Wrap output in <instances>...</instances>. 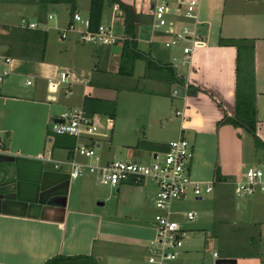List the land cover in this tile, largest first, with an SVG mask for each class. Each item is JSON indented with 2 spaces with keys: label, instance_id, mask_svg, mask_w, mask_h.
I'll return each mask as SVG.
<instances>
[{
  "label": "crops",
  "instance_id": "1",
  "mask_svg": "<svg viewBox=\"0 0 264 264\" xmlns=\"http://www.w3.org/2000/svg\"><path fill=\"white\" fill-rule=\"evenodd\" d=\"M82 2L79 0L78 4ZM24 4L27 15L18 25L26 21L36 23L38 27L47 16L55 18L51 10L56 11L60 5L42 6L39 0H25ZM62 5L68 17L57 23L59 33L73 22L69 6ZM134 8L142 19L135 40L139 50L151 57L152 62L148 67L145 60V67L137 75L134 71L131 84L94 81L97 71L104 75H120L117 61L120 51L122 54L123 40L129 35L125 33L124 14L116 13L113 7L109 24L115 26L120 39L109 48L95 44L77 48L67 44L63 49L54 48L55 54L51 55L47 43L43 60L6 55L0 51V74L8 71L0 82V264H45L57 255H93L98 262L105 257L126 255L129 262L139 264L146 261V246L155 236L153 220L145 216L142 205L135 216L146 218L143 224L125 223L119 210L109 217L101 209L105 202L100 201L101 196L92 179L86 174L73 180L68 150L53 147L49 124L59 116L58 92L65 82L54 92L49 86L58 78L61 69L68 74V86L63 87V93L74 94L76 88L83 91L80 103L66 100L64 106L82 108L85 95L115 100V117L109 118L113 130L122 93L134 95L132 105L142 110L139 115L145 121L144 138L166 147L171 140L187 138L193 146L192 178L202 184L213 183L216 194L220 187L233 185L236 179L244 176L248 152L253 150L255 155L258 154L256 146L252 148L253 136L246 129L219 124L226 114L235 112L237 81V48L219 45V40L222 37H246L256 41V105L259 134L264 140V0H199L198 15L204 40L193 49L188 62L184 61L182 45L167 48L163 43L178 30L176 23L183 24L185 20L171 18L173 24L152 31L151 6L147 3L141 9ZM3 48L0 45V50ZM67 53L71 58L62 60ZM30 76L34 79L29 83ZM97 86H102L105 95L97 93ZM180 86L184 87L183 94ZM177 89L179 94H174ZM192 89H195V95L190 94ZM138 97L149 98V104L137 103ZM96 146H101L99 139H96ZM129 149L133 156L150 157L158 152L137 145H129ZM217 166L227 180L215 181ZM128 183L135 184L125 182L117 191H125L122 187ZM255 204L264 213V200L258 198ZM235 206L238 210L242 208L239 202H235ZM254 223H260V228L264 226L262 221ZM261 232L264 233V227ZM215 252V263L210 264H264V246L262 251L248 256H222L219 251ZM173 264L200 262L192 249L185 247Z\"/></svg>",
  "mask_w": 264,
  "mask_h": 264
},
{
  "label": "rangeland",
  "instance_id": "2",
  "mask_svg": "<svg viewBox=\"0 0 264 264\" xmlns=\"http://www.w3.org/2000/svg\"><path fill=\"white\" fill-rule=\"evenodd\" d=\"M24 1L25 0H0V23H6L10 26H17L21 22V19L27 15ZM168 1L170 7L174 9V7H176V2L174 0ZM88 7L89 0H83L82 3L78 4V9L76 11L81 14L83 19H87L88 17ZM63 8H65V6L60 4L56 11L51 10V13L56 15L55 18L50 19L47 16L46 21L42 22V24L40 23L42 28L49 31V53L52 52L51 55L55 54L53 52L54 48L63 49L64 45L67 44L77 46V48L81 46L85 48L89 46H95L91 43H84L81 40V31L85 29L84 24L81 22H75L73 28H70L67 32V38H62L61 32L59 33V31L56 29V25L68 17L67 11H65ZM105 9V19L103 21L105 24H109L111 22L112 7L106 6ZM171 17L174 18L173 15ZM176 24L177 25L174 26L180 30L183 24L179 22ZM116 34H118L117 31ZM80 41L82 43H80ZM105 46L109 48L111 45ZM177 46L178 45H175L174 47ZM0 51L4 52V48ZM66 58H71V54L67 53L65 56L61 57L62 60ZM136 63H138V67H136V69L134 68V71L136 70L135 74L137 75L138 72H140V70L145 67V59H138L136 60L135 64ZM62 71L66 72V70L61 69L60 72ZM132 76L133 75H131V77H123L122 75H111L109 73L104 75L101 71H97L94 76V81L96 80L97 82L99 81L101 83L105 81L107 83L112 82L114 85H119L123 82L131 84L134 81ZM105 77H107V79ZM33 79L34 78L30 76L28 81L33 82ZM59 80L60 75L54 81L56 82ZM139 84L140 87L143 85L142 82ZM66 86H68V80L67 82L61 84V88L58 92L60 98V107L57 110V115H61L65 110L71 108H69L67 105L64 106L66 100L68 103H80L82 99L83 91L78 88L75 89L76 93L74 94H69V92L64 94L63 87ZM101 87L102 86H97V93L100 95H105L103 92L106 91H104V89ZM67 96L68 99H66ZM63 99H65V101L62 102ZM137 99V103L140 102L144 105L149 104V98L138 97ZM132 101H134V95H131L130 93H122V103L117 105V113L114 120L115 128L113 130H111L108 115H94L95 121L98 125L96 139H99V142L101 143L100 147L96 146V152L101 157L103 163L116 158L128 159L129 157H133V159H139L143 162L152 160L149 156H133L129 149V145H138L140 142H143V140H147V138H144L142 132L143 123L145 121H143L139 115V112L142 114V110L139 111L138 107L132 105ZM76 108H80V106H77ZM251 140L254 143L252 144L253 148L255 145L254 138L251 137ZM257 151L258 154L256 155L253 150L248 152V155L246 154L248 162L244 166V175L249 167H264V147L258 149ZM78 159L87 162L91 161L90 158L86 159L83 156H78ZM86 174L92 179L93 184L95 183L98 194L101 196L100 201L105 202V205L102 206L101 209L106 212L109 217L115 216L116 211L119 210V213L120 211L122 212V219L125 223L143 224L144 221H146V218H144V220L141 218V216H135L138 211H141L140 207L142 205V208H144L146 213L145 216L148 219H154L157 209L155 208L154 202L156 194L154 193L155 191L153 192V190H156V186L152 180L147 179L140 184H124L127 186L122 185V188H126V190L118 192L116 189L114 190V188L98 182L93 174L89 172ZM136 187L141 188L135 189ZM201 187V195H196L194 194L193 190H189L185 198L174 203V208L176 210H182L181 213L173 215V218L182 223L183 227L186 228L187 233L186 237L184 238V246L182 249L185 247L192 249V252H194L200 264H204V262H206V264H210L212 262L215 263V258L213 257V253L215 251H219L222 256L228 254L234 256H248L262 251L264 246V233L261 232V228L264 226L260 228V223L254 222L262 221L264 225V213L260 212L255 204V201L258 198L264 200V194L243 197L238 196L235 194L233 185L231 184H225L222 186V188L220 187V189L217 191V194L215 190L210 193H206V186L202 185ZM235 202L241 203V210L235 208ZM190 209L196 210L198 212L197 219L194 221H188L183 215L184 211ZM124 263L132 264V262H129L126 255H121L119 257L112 256L109 258L105 257L103 260H99V262L97 261V264ZM141 263L151 264L147 259L146 261L142 260L139 264Z\"/></svg>",
  "mask_w": 264,
  "mask_h": 264
},
{
  "label": "built area",
  "instance_id": "3",
  "mask_svg": "<svg viewBox=\"0 0 264 264\" xmlns=\"http://www.w3.org/2000/svg\"><path fill=\"white\" fill-rule=\"evenodd\" d=\"M174 1L176 7L172 9L168 0H154L151 30L160 31L170 23L173 24L172 15L174 18L182 17L185 23L180 30L175 31L163 43L167 48L182 45L185 54L184 61L188 62L193 49L202 44L204 40L201 32L202 23L198 15L199 0ZM113 10L118 14L123 13L118 3L113 5ZM52 17L53 15H50V18ZM74 22H81L85 26V29L81 31V40L84 43L112 45L119 41L120 37L114 32L113 24L102 22L96 30H92L88 17L83 19L78 12L74 13L73 22L61 33L62 38L67 37V32L73 28ZM21 26L38 27L36 23L26 21H23ZM6 60L9 62L10 58L7 57ZM7 74V70L0 74V82ZM67 79L68 74L61 72L60 80L50 83L51 92H54L58 85L66 82ZM174 94H179V89L175 90ZM48 132L51 137L60 134L76 138L73 156L69 159L73 180H78L89 172L98 182L114 190H118V187L125 182L138 184L149 179L155 183L154 202L157 211L152 221L155 236L146 246L147 260L151 264H173L180 255L184 246V238L187 235L182 223L173 218V215L181 213V210L174 208V203L185 198L189 190H193L196 195H201L202 185L206 186V193L213 191V183L202 184L194 180L190 174V163L193 158L191 142L185 137L171 140L167 150L151 154V161L116 158L103 163L96 152L98 125L94 116H88L83 108L66 110L53 118ZM78 156L90 158L91 161H81ZM233 186L238 196L264 194V167H249L243 177L234 181ZM183 215L188 221H194L197 219L198 212L190 209L184 211ZM214 255L217 256L218 253L215 252Z\"/></svg>",
  "mask_w": 264,
  "mask_h": 264
},
{
  "label": "trees",
  "instance_id": "4",
  "mask_svg": "<svg viewBox=\"0 0 264 264\" xmlns=\"http://www.w3.org/2000/svg\"><path fill=\"white\" fill-rule=\"evenodd\" d=\"M79 0H39L42 6L49 4H67L70 17L73 18L78 8ZM119 4L124 14L125 33L129 35L123 40L119 74L123 76L133 75L135 62L138 59H145L147 66H151L152 58L139 50L135 40L138 25L142 22L140 14L134 6L125 4L120 0H90L88 19L90 29L96 30L102 23L106 6L113 7ZM72 22L69 23V25ZM48 31L42 27L29 28L10 25L0 26V45L4 46L6 55H19L28 59L43 60L48 43ZM255 39L252 38H220L219 45L235 46L237 48V81L235 91V112L233 115L226 114L219 124H231L235 127H242L253 135L257 149L264 147V140L259 134L258 110L256 105L255 86ZM17 52V53H16ZM180 82H182L180 80ZM82 108L88 116L96 114L115 117L116 101L104 100L91 95H85ZM53 147L68 150L69 157L73 156L76 145V138L69 135L55 134ZM137 147L150 151H165L168 146L159 145L154 142L143 140ZM215 181L227 180L222 176L220 168L215 170ZM45 264H97L93 255L64 256L57 255L49 259Z\"/></svg>",
  "mask_w": 264,
  "mask_h": 264
},
{
  "label": "water",
  "instance_id": "5",
  "mask_svg": "<svg viewBox=\"0 0 264 264\" xmlns=\"http://www.w3.org/2000/svg\"><path fill=\"white\" fill-rule=\"evenodd\" d=\"M121 2H123V3H125V4H128V5H131V6H136V7H138V9H141L140 7L142 6V5H145V4H147L148 3V5H151V0H131V2H129L128 0H120ZM125 26V25H124ZM114 27V32L116 33V29H115V26H113ZM120 39V38H119ZM115 46H113V48H114ZM118 47V46H117ZM120 59H121V51H120V57H119V60L117 61V63H118V65L120 64ZM117 71H119V66H118V68H117ZM180 89H181V94H183L184 93V87L183 86H180ZM190 94L191 95H195L196 94V91H195V89H192L191 91H190ZM52 140V139H51Z\"/></svg>",
  "mask_w": 264,
  "mask_h": 264
},
{
  "label": "flooded vegetation",
  "instance_id": "6",
  "mask_svg": "<svg viewBox=\"0 0 264 264\" xmlns=\"http://www.w3.org/2000/svg\"><path fill=\"white\" fill-rule=\"evenodd\" d=\"M153 3H154V0L151 1V11H152V8H153Z\"/></svg>",
  "mask_w": 264,
  "mask_h": 264
}]
</instances>
